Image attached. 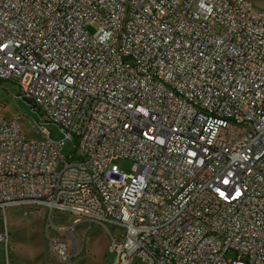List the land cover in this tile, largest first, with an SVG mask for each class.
<instances>
[{"label": "built area", "instance_id": "1", "mask_svg": "<svg viewBox=\"0 0 264 264\" xmlns=\"http://www.w3.org/2000/svg\"><path fill=\"white\" fill-rule=\"evenodd\" d=\"M0 82L64 136L34 123L29 141L0 116V245L2 212L29 205L104 230L115 264H264V12L250 1L0 0ZM48 250L71 259L69 241Z\"/></svg>", "mask_w": 264, "mask_h": 264}, {"label": "rangeland", "instance_id": "2", "mask_svg": "<svg viewBox=\"0 0 264 264\" xmlns=\"http://www.w3.org/2000/svg\"><path fill=\"white\" fill-rule=\"evenodd\" d=\"M258 10L264 12V0H248ZM94 25L88 27L93 34ZM15 83L0 82V116L17 119L22 136L29 141L39 139L32 124H38L49 132L51 140L64 139L59 128L43 122L40 114L19 96ZM73 141L64 140L62 154H74ZM120 171L131 173V162L116 161ZM49 213L40 206H19L2 212L1 224L6 226L8 238L0 245V264H115L116 255L109 250V238L104 230L77 221L73 216L55 214L50 220ZM80 222V223H79ZM61 230V232H60ZM51 239L70 242L71 259L68 262L56 260L48 250ZM233 253L227 254V259Z\"/></svg>", "mask_w": 264, "mask_h": 264}, {"label": "water", "instance_id": "3", "mask_svg": "<svg viewBox=\"0 0 264 264\" xmlns=\"http://www.w3.org/2000/svg\"><path fill=\"white\" fill-rule=\"evenodd\" d=\"M27 104L32 105V101L29 98H22Z\"/></svg>", "mask_w": 264, "mask_h": 264}]
</instances>
